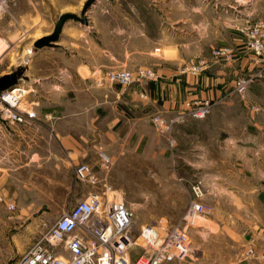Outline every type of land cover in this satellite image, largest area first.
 I'll return each instance as SVG.
<instances>
[{
	"label": "crops",
	"instance_id": "obj_1",
	"mask_svg": "<svg viewBox=\"0 0 264 264\" xmlns=\"http://www.w3.org/2000/svg\"><path fill=\"white\" fill-rule=\"evenodd\" d=\"M85 2L46 0L45 14L54 16L48 33L58 16L80 14ZM263 11L264 0H96L86 25L67 20L53 47L34 48L26 59L22 53L16 86L26 90L24 119H0V184L9 172H23L13 184L21 198H82L89 186L76 180L72 189L65 173L70 166L89 163L101 176L99 151L113 166L115 151L107 150L117 148L118 158L151 154L164 140L161 153L174 154L191 181L202 182L201 201L211 207L204 223L190 229L188 257L168 264H241L249 247L252 264H264L262 84L253 82L233 97L231 75L249 72L253 56L240 54L234 63L210 56L212 47L239 46L242 36L232 24L262 19ZM199 58L210 61L208 68L196 76L182 72L183 64ZM113 69L153 70L155 76L129 86L101 82ZM205 97L213 100L205 118L186 114L188 103ZM155 114L165 120L161 129L152 123ZM127 168L145 169L130 161ZM10 260L6 253L0 264Z\"/></svg>",
	"mask_w": 264,
	"mask_h": 264
},
{
	"label": "built area",
	"instance_id": "obj_2",
	"mask_svg": "<svg viewBox=\"0 0 264 264\" xmlns=\"http://www.w3.org/2000/svg\"><path fill=\"white\" fill-rule=\"evenodd\" d=\"M16 0H0V15ZM238 4H250L252 0H234ZM242 36L239 46L222 45L212 47L210 56L213 61H227L239 57L242 52L253 56L255 65L252 73L239 77L234 82V90L243 94L255 80L264 78V20L242 21L232 24ZM4 40V39H3ZM6 41V40H5ZM8 47L0 45V61ZM207 67V60L199 58L196 63L182 69V72L197 73ZM153 70L132 72L127 69L108 70L100 81L129 86L140 83L144 78H153ZM16 86L0 92V119L23 121L24 97L15 93ZM212 104L208 101L188 103L186 114L193 118H204L210 113ZM257 110V106H251ZM30 117L34 112H26ZM153 125L161 129L165 120L155 114L151 118ZM100 168L107 174L112 166L111 157L99 151ZM75 177L89 186L88 192L72 207L63 210L52 227L36 240L14 264H168L175 260H184L191 252V239L187 227L195 226L196 221L208 214L211 207L201 201L205 188L200 180L190 186L192 199L183 217L184 226H177L166 217L154 222L142 223L134 234V212L117 194L105 176H100L89 163H79L75 167ZM13 209L12 203L6 204ZM133 226V228H132ZM140 247L142 253L132 257L131 252ZM255 255L252 247L245 253L241 264H252L250 258Z\"/></svg>",
	"mask_w": 264,
	"mask_h": 264
},
{
	"label": "rangeland",
	"instance_id": "obj_3",
	"mask_svg": "<svg viewBox=\"0 0 264 264\" xmlns=\"http://www.w3.org/2000/svg\"><path fill=\"white\" fill-rule=\"evenodd\" d=\"M73 9L75 10V8ZM46 12V0H16L0 15V39H4L2 41L3 44L9 46L5 56L0 61V72H6L2 75L11 73L18 65H21L24 61L22 53L26 59L29 52L35 48L33 46L34 40L50 34L48 31L51 28L50 23L54 16L45 14ZM76 15H79V12ZM262 19L264 20V16ZM233 30L235 29L233 28ZM27 50L28 52H26ZM242 54H245V52H242ZM238 59L239 57L218 62L234 63ZM196 61L185 63L181 68L184 69L191 66ZM209 64L210 61L207 60V67L203 70L195 74L185 71L184 74L190 73L196 76L208 68ZM254 69L255 65L252 66L249 72H246L245 69V72L243 71L245 74L242 72L231 75L233 79L231 86L234 92L232 93L233 97L243 96L246 92L239 94L234 90L235 80L252 73ZM253 82L262 84L263 90L261 96L264 99V78ZM203 101H208L209 104L213 105V100L208 97L193 100V102ZM161 145L162 147L158 143L157 147L153 148L151 154L147 150L145 152L131 151L129 154L120 155L119 158L117 148H111V151L107 150V153L112 155V150L114 149L115 154H113V157L115 161L107 174H104L101 170V176L106 177L110 186L117 191L121 199L133 210L134 234L137 233L136 227L140 224L154 222V220H157L161 216H166L171 223L177 226H184L183 217L192 199L190 186L193 181H191L190 171H182L179 168L174 154H170V152L167 155L165 152L161 153V149L165 147L164 140H161ZM154 151H157V153H154ZM128 161L131 162L133 167L135 165L144 166L145 169L128 170ZM77 164H73L69 167L68 171H65L73 182L72 189L76 188L75 167ZM148 165H151V170H148ZM22 173L16 171L9 172L8 178L0 184V257L8 253L11 257L9 264L15 263L21 254L31 247L38 236L46 233L63 210L69 209L80 199L63 198L57 202L54 201L55 198H52L53 200L49 198L48 202L33 203L31 198H21V195L18 193L19 188L14 187L13 184L18 183L16 177ZM7 203H12L14 208L7 209ZM37 215H41V217L37 218ZM201 223H204L203 218L196 221V224ZM191 227H187L186 230L192 242ZM33 235L35 237H32ZM140 253H142V249L135 247L131 252V256L135 257Z\"/></svg>",
	"mask_w": 264,
	"mask_h": 264
},
{
	"label": "water",
	"instance_id": "obj_4",
	"mask_svg": "<svg viewBox=\"0 0 264 264\" xmlns=\"http://www.w3.org/2000/svg\"><path fill=\"white\" fill-rule=\"evenodd\" d=\"M95 1L96 0H86L79 15L73 13H64L58 16V18L54 22L53 31L50 34L41 36L40 38L34 40L33 46L35 48L53 47L54 43L59 40L63 24L67 20H74L75 22H79L80 24L86 25V12L90 9V7ZM22 72L23 67L19 66L14 69L11 73L0 76V92L15 87L18 83L19 77L22 75Z\"/></svg>",
	"mask_w": 264,
	"mask_h": 264
},
{
	"label": "bare ground",
	"instance_id": "obj_5",
	"mask_svg": "<svg viewBox=\"0 0 264 264\" xmlns=\"http://www.w3.org/2000/svg\"><path fill=\"white\" fill-rule=\"evenodd\" d=\"M2 41H4V40L0 39V45L4 47V44ZM5 44H7V43H5ZM7 47L9 48V46H7ZM25 91H26L25 88H21V87H17V86H16V89L14 90L15 93L19 92V93H22L23 95H25V93H26Z\"/></svg>",
	"mask_w": 264,
	"mask_h": 264
}]
</instances>
